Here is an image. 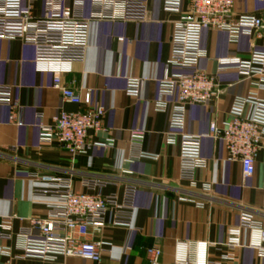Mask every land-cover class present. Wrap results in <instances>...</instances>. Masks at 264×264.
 Wrapping results in <instances>:
<instances>
[{
  "label": "crops",
  "instance_id": "crops-1",
  "mask_svg": "<svg viewBox=\"0 0 264 264\" xmlns=\"http://www.w3.org/2000/svg\"><path fill=\"white\" fill-rule=\"evenodd\" d=\"M134 1L146 2L147 19L91 21L85 61L75 62L72 71L63 74L77 93L89 92L92 104L105 108L106 131L90 134L96 141L111 140L107 148L93 146L72 156L57 141H41V124H51L63 110L76 111L78 106L65 102L53 87V73L37 69L33 45L19 38H0V86H12L19 102L14 121L11 108L0 104V222L11 218L12 234L5 240L0 229V246L10 248V255H0V264H43L37 258L21 257L23 231L31 218L46 216L53 202L50 196L35 193L45 183L31 177L32 173L70 176L79 191L87 190L84 179H107L106 195L121 196L129 182L138 185L134 227L107 226L89 235L111 242L110 254L101 262L60 256L56 264H150L147 249L152 246L161 249L162 264H174L179 241L207 242L212 261L264 264V257L251 248H237L232 261L223 260L230 251L224 245L227 231L238 224L241 210H253L264 223V149L256 158L254 174L244 178L241 163L229 161L223 141L209 133L212 122L222 126L230 118L233 100L253 88L234 68L217 73V59L247 58L252 50H264L263 40L244 35L234 43L226 31L210 27L202 31L207 56L199 61L198 69L217 73L223 93L188 109L186 131L202 136V156L207 160L191 185L181 177L179 142L167 140L170 115L158 108L159 82L171 57L172 32L180 14L165 10L161 0ZM234 1L235 15L257 14L264 8L259 0ZM41 8L39 2L37 14ZM89 14L86 2L85 15ZM129 77L142 80L138 97L127 93ZM258 93L264 98V90ZM132 131L144 132L141 142L133 140ZM139 152L159 157L140 158ZM207 186H211L209 191Z\"/></svg>",
  "mask_w": 264,
  "mask_h": 264
},
{
  "label": "built area",
  "instance_id": "built-area-1",
  "mask_svg": "<svg viewBox=\"0 0 264 264\" xmlns=\"http://www.w3.org/2000/svg\"><path fill=\"white\" fill-rule=\"evenodd\" d=\"M167 11L180 14L172 32L171 57L159 82L160 111L168 112L170 143L179 142L181 148V177L195 184L199 168L207 166L202 156V136L186 131L187 113L191 105L207 104L223 93L217 73L234 68L248 80L252 90L245 96H237L231 105L230 118L222 126L212 122L209 133L224 143L227 159L242 165L244 178L255 172V162L264 149V50H252L247 58L238 56L218 58L216 74L198 69L199 61L207 56L201 36L205 27L223 30L229 40L237 43L244 36H258L264 43V8L257 14L235 15L234 0H161ZM264 5V0H259ZM41 3L40 14L36 5ZM86 2L90 14L85 15ZM148 16V5L134 0H0V38H19L33 45L35 64L42 72L53 73V87L59 90L63 100L78 106L76 111L63 110L51 124H41L42 142H59L72 156L86 153L93 146L110 147L111 140L96 141L93 134L106 131V110L92 104L91 95L77 93L68 85L63 74L72 71L75 62H84L89 44V31L93 20H137ZM175 68L190 72H174ZM142 80L129 77L127 93L138 97ZM0 104L11 108L10 119L17 120L15 110L19 102L12 86H0ZM135 142H141L142 131H132ZM138 157L158 158L139 152ZM45 187L36 190L37 195L53 198L44 217L30 219V226L23 231L21 244L23 258H37L43 264H56L62 256L84 258L101 262L112 252L113 244L91 239L92 232H100L107 226L134 227L138 185L127 183L123 194H104L110 181L84 179L86 191L74 188L70 176H42L32 173ZM211 186H207V191ZM264 211V201L263 209ZM11 218L0 222L2 238L9 240ZM5 230V231H4ZM224 245L230 250L224 261L234 259L237 248H251L264 257V223L248 208L241 210L239 222L227 231ZM207 242L176 244L174 264H224L208 259ZM9 254L10 248L0 246V255ZM150 264H162V251L152 246L147 249Z\"/></svg>",
  "mask_w": 264,
  "mask_h": 264
}]
</instances>
